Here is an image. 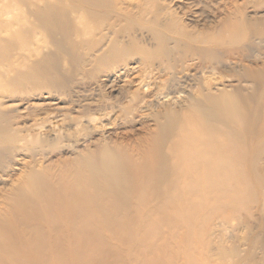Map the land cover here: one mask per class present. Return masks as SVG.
Masks as SVG:
<instances>
[{"label": "bare ground", "instance_id": "bare-ground-1", "mask_svg": "<svg viewBox=\"0 0 264 264\" xmlns=\"http://www.w3.org/2000/svg\"><path fill=\"white\" fill-rule=\"evenodd\" d=\"M8 2L6 7L0 8V16H4L2 22L0 20V203L10 204V211L20 210L14 217L21 218L18 219L20 238L21 232L26 231L30 239L23 244V249L34 247L41 263H49V230L22 218L40 217L54 206L70 205L68 213L74 208L78 218H86L87 210L92 207L126 213L132 208L133 213L128 218H118L113 223L111 219L102 218L104 223L120 232L121 239H129L132 237L129 218H136V210L142 203L167 211L190 206L183 217L161 218L165 225L173 226L180 220L189 228L191 218H198L201 213L196 201L212 206L230 204L235 211L238 207L235 201L240 195L246 194L249 200L244 171L254 163L246 157L249 151L256 153L259 164L254 166L262 170L264 147L251 143V148L246 143L245 125L254 111L247 110L241 98L223 91L215 99L218 106L208 109L209 112L202 106L189 104L179 110L157 111L150 119L129 110L123 120L116 116L115 121L116 117L112 118L114 106L109 101L117 97L110 96L108 90L122 78L120 96L125 85L137 81L141 92L135 93L134 98L139 101L143 97H168L162 93L163 83L158 85L160 69L151 62L156 49L140 43L133 32L125 34L119 26L128 15L120 12L119 0ZM156 5L146 13L147 22L159 28L154 30L153 39L160 43L166 37L175 43L189 44L192 34L179 23L176 10L172 6ZM250 16L243 14L240 20L249 24ZM250 31L251 37H258L264 33V26L260 29L255 26ZM223 43V39L212 41L215 46ZM132 73L135 75L130 78ZM261 93L264 96V89ZM70 103L79 111V117L68 114ZM49 110H55L61 117L54 134L45 127L51 121ZM81 117L87 118L81 131H91L90 124L102 118L111 119L117 128L122 126V121L130 126H143L151 121L150 162L136 171L138 179L133 178L129 157L118 149L122 146L106 138L100 139L94 150L96 154L75 159L83 166L82 170L69 176L60 165L53 169L55 158H67L64 147L69 134L65 123L70 119L78 126ZM86 163L89 173L85 170ZM12 171L13 178L8 174L2 181V173ZM133 190H137L134 196ZM200 190L204 191V196L197 195ZM53 222L52 241L61 263L65 234L58 238L61 226ZM0 226L11 228L3 219H0ZM2 229L0 257H3L1 253L9 235L18 238L16 231ZM74 231L77 241L83 240L78 243L82 264H108V254H97L100 248L84 242L87 240L77 235L78 227ZM194 238L195 232L193 243ZM3 258L15 264H39L15 254ZM154 260L160 263L159 253ZM189 261L198 264L196 257ZM112 264H118L116 257Z\"/></svg>", "mask_w": 264, "mask_h": 264}, {"label": "rangeland", "instance_id": "rangeland-1", "mask_svg": "<svg viewBox=\"0 0 264 264\" xmlns=\"http://www.w3.org/2000/svg\"><path fill=\"white\" fill-rule=\"evenodd\" d=\"M8 1L1 0L0 8L6 7ZM156 4L162 7L172 6L177 12L175 16L179 23L185 25V30L192 34L193 41L189 44L183 43L184 41L175 43L166 37L160 43L154 40V30L158 31L159 28L147 22L146 13L153 10ZM118 6L120 12L128 13L119 24L123 32H133L140 43L156 49V55L151 62L160 69L157 74L158 85L163 83L162 93L168 94V97L163 98L161 94V98L143 97L139 101L140 99L134 98L135 93L141 92L137 81L125 85L123 95L120 96L118 91L124 82L122 78L108 90L111 92L110 96L117 97L109 101L114 106L112 118L117 116L123 120L126 112L130 110L135 115L150 119L157 111L169 108L179 110L189 104H197L209 112L208 109L214 110L218 106L215 99L219 93L226 91L234 98H241L246 103L247 110L254 111V115L245 125L246 143L249 146L256 143L264 147V96L261 93L264 89V33L258 37H251L250 34L255 26L258 29L264 26V0H119ZM243 14L251 15L249 24L240 20ZM112 15L110 12V16ZM3 18L4 16H0L1 22ZM221 39L225 43L216 46L212 44V41ZM134 75L132 73L130 78ZM96 98L100 102L101 99L98 96ZM49 111L51 121L45 127L54 134L59 128L61 117L56 115L55 110ZM68 114L70 117H79V111L73 109L71 103ZM221 119L224 122V117ZM81 120L78 126L73 125L70 119L65 123L69 134L64 147L67 158H55L53 155V169L60 165L69 176L82 170L83 166L75 159L96 154L94 150L100 139L106 138L122 146L118 149L129 157L133 178L138 179L140 176L137 172L150 162L148 145L152 138L151 121L143 126H130L122 121V126L117 128L111 119L102 118L90 124L91 131H81L87 118L81 117ZM247 139H250V143ZM246 158L254 165L259 164L256 153L249 151ZM260 164L264 166V152ZM254 165L244 171L246 187L250 191L249 200L246 194L240 195L235 201L238 206L235 211L230 204L212 206L196 201V208H200L201 213L198 218H191L190 221H193L189 228L184 224L186 222L180 220L173 226L165 225L161 218L170 215L183 217L190 211V206L167 211L155 209L150 203H142L136 210V218H129L132 229V237L129 239H121L120 232L114 226L104 223L102 218L111 219L113 223L118 218L131 216L132 208L126 213L124 210L92 207L87 210L86 218H78L74 208L68 213L71 210L70 205L54 206L40 217L25 216L22 219L44 225L49 230L50 264H82L78 243L83 240L77 241L75 227H78L77 235L87 240L84 242L100 248L97 254H108V264L113 263L114 257L118 264H192L189 261L192 257H196L198 264H264V167L261 170ZM85 170L87 173L90 171L87 163ZM8 174L12 179L14 171L2 173V181L8 178ZM136 188L139 189L140 186ZM136 193L137 190L132 191L133 196ZM197 195L204 196V191L200 190ZM10 209V204L0 203V219L11 226L3 229L0 226V229L4 232L16 231L18 238L9 235L1 255L10 258L15 254L20 259L43 264L34 247L23 249V244L30 240L29 234L22 231L20 238L18 219L21 218H14L20 210ZM108 211L110 213H106ZM53 220L61 226L57 232L58 238L65 234L61 263L56 257L52 241ZM157 229L160 230L159 233H155ZM193 232L195 243L192 240ZM157 253L160 263L154 260ZM3 257H0V264H15L7 262Z\"/></svg>", "mask_w": 264, "mask_h": 264}]
</instances>
